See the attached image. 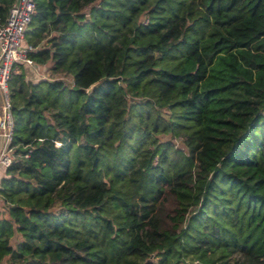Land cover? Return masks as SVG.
Segmentation results:
<instances>
[{
  "label": "trees",
  "instance_id": "trees-1",
  "mask_svg": "<svg viewBox=\"0 0 264 264\" xmlns=\"http://www.w3.org/2000/svg\"><path fill=\"white\" fill-rule=\"evenodd\" d=\"M34 3L0 264H264V0Z\"/></svg>",
  "mask_w": 264,
  "mask_h": 264
},
{
  "label": "built area",
  "instance_id": "built-area-1",
  "mask_svg": "<svg viewBox=\"0 0 264 264\" xmlns=\"http://www.w3.org/2000/svg\"><path fill=\"white\" fill-rule=\"evenodd\" d=\"M34 0H13L6 19L0 22V169L11 160L10 140L13 130L8 80L35 62L27 55L24 32L34 9Z\"/></svg>",
  "mask_w": 264,
  "mask_h": 264
},
{
  "label": "crops",
  "instance_id": "crops-1",
  "mask_svg": "<svg viewBox=\"0 0 264 264\" xmlns=\"http://www.w3.org/2000/svg\"><path fill=\"white\" fill-rule=\"evenodd\" d=\"M42 68L48 70V63H34L33 65H25L24 66V74L25 77L30 78L32 80H36L39 78L46 77L44 72H42ZM3 173V170L0 169V174ZM1 198V197H0ZM2 202V201H1Z\"/></svg>",
  "mask_w": 264,
  "mask_h": 264
},
{
  "label": "rangeland",
  "instance_id": "rangeland-1",
  "mask_svg": "<svg viewBox=\"0 0 264 264\" xmlns=\"http://www.w3.org/2000/svg\"><path fill=\"white\" fill-rule=\"evenodd\" d=\"M42 72H44V75L46 76V77H49V70H46V69H44V68H42ZM23 71H24V68H23ZM65 79H67L66 77H64ZM163 112H164V110H163ZM165 113V112H164ZM175 142H177L176 144H179V139H177ZM1 201H2V198H0V203H1Z\"/></svg>",
  "mask_w": 264,
  "mask_h": 264
},
{
  "label": "water",
  "instance_id": "water-1",
  "mask_svg": "<svg viewBox=\"0 0 264 264\" xmlns=\"http://www.w3.org/2000/svg\"><path fill=\"white\" fill-rule=\"evenodd\" d=\"M90 88H91V85H89V86L86 88V90H87V91H89V90H90Z\"/></svg>",
  "mask_w": 264,
  "mask_h": 264
}]
</instances>
